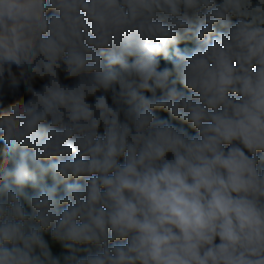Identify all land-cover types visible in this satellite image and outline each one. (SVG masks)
<instances>
[{
	"label": "clouds",
	"instance_id": "1",
	"mask_svg": "<svg viewBox=\"0 0 264 264\" xmlns=\"http://www.w3.org/2000/svg\"><path fill=\"white\" fill-rule=\"evenodd\" d=\"M0 264H264V0H0Z\"/></svg>",
	"mask_w": 264,
	"mask_h": 264
},
{
	"label": "trees",
	"instance_id": "2",
	"mask_svg": "<svg viewBox=\"0 0 264 264\" xmlns=\"http://www.w3.org/2000/svg\"><path fill=\"white\" fill-rule=\"evenodd\" d=\"M193 46L194 45L192 43H188V42H177L176 44L169 45V51H168V56L167 57L162 58V56H160L159 54H157V56H156V59L159 62L158 63V68H163L165 66L171 67V61L173 59L178 58L176 56V52H175V49L177 47H179L183 51H190ZM39 83H41V82L37 81V86L39 85ZM161 114L162 115H166V113H161ZM189 131H194V130L189 129Z\"/></svg>",
	"mask_w": 264,
	"mask_h": 264
}]
</instances>
